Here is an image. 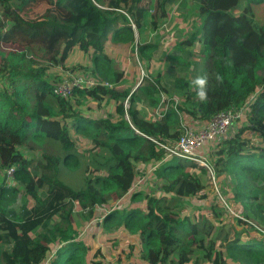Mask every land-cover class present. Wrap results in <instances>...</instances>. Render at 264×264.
<instances>
[{"label":"trees","instance_id":"1","mask_svg":"<svg viewBox=\"0 0 264 264\" xmlns=\"http://www.w3.org/2000/svg\"><path fill=\"white\" fill-rule=\"evenodd\" d=\"M54 1L68 22L0 0V264H264V0H189L184 38L153 30L186 0ZM190 56L204 60V101L195 79L162 83ZM75 74L111 85L52 92ZM231 107L243 110L234 133L199 149L218 194L205 168L164 146ZM147 170L150 193L135 187Z\"/></svg>","mask_w":264,"mask_h":264},{"label":"built area","instance_id":"2","mask_svg":"<svg viewBox=\"0 0 264 264\" xmlns=\"http://www.w3.org/2000/svg\"><path fill=\"white\" fill-rule=\"evenodd\" d=\"M101 83L103 82H100L91 76H86L83 74H75L56 84L52 92L59 97L69 98L70 96H72L73 90L76 88L82 90H88ZM103 84L108 86L111 85L108 82H104ZM9 89H11L10 86L8 87V90ZM161 98H162L161 102L163 103V105L159 104L158 107L156 108L154 114L156 117H161L168 105L167 103L168 101L165 102L163 100L164 98L163 95L161 96ZM124 106L125 108L128 107L127 101L124 102ZM242 114H243V110L241 108L231 107L224 110H220L217 113H215L210 118V120L200 128H193L191 126H187L183 124L182 132L180 133L175 143L170 147L164 145L163 146L169 153L187 159L189 161H192L197 166H201L205 168L206 176L209 182H211V184L214 187V190L218 193L215 172L209 160V156L208 154H200L198 150L205 143L213 144L214 142L219 141L223 136L226 135L229 127L232 126L233 122H235V119L241 117ZM211 146L212 145H210V149L212 148ZM5 173H6L5 180L7 184L15 185L13 167L6 168ZM117 260L118 259H116L115 261ZM123 264H139V263L135 260L129 259V260H125Z\"/></svg>","mask_w":264,"mask_h":264},{"label":"rangeland","instance_id":"3","mask_svg":"<svg viewBox=\"0 0 264 264\" xmlns=\"http://www.w3.org/2000/svg\"><path fill=\"white\" fill-rule=\"evenodd\" d=\"M181 1V0H179ZM13 2V7L26 19L30 20V21H34L35 19L38 18H43V19H48L50 17H54L55 19L62 21V22H68V20L70 19V13L61 10L59 8L58 5L55 4L54 0H33L32 2H27L26 0H12ZM244 4L243 1H241L238 5V9H242V5ZM192 4L189 2V0H186V5L185 8L182 9L183 13H185V15L181 14L179 17V20H177V22L172 23L170 22V20L165 21V23H163V25H159L158 28L155 27V29L153 30V32H155L156 30H165L164 32V36L166 37L167 34H169L170 31L173 30H177L176 32V37H186L187 34L189 33V31H192V23H193V13H190L188 11L189 7ZM192 22V23H191ZM180 24H184L186 25L184 28H180ZM186 30V31H184ZM157 31V32H158ZM159 36L163 35L160 33ZM150 36H154L153 34H150ZM2 49L3 51L7 50V49H12V50H20L22 49L20 46L18 45H11L10 43L7 44H2ZM190 49H192V47H190ZM163 54V46L160 43L158 50L155 52L154 58H158L159 56H161ZM197 54V53H196ZM190 62V68H185V69H179V66H175L172 68L166 67L164 70V74L162 77V83L166 86L167 89H170L169 83L173 80L174 75L175 76H181V77H185L188 78L190 80L192 79H196L197 77L201 76V67L204 65V60L203 59H196L194 56H190L187 58ZM63 69H65L63 67ZM153 74H155V70L153 71ZM56 76H52L51 80L53 83H56L58 80L56 79ZM64 78V77H63ZM176 92L174 91H170V94H174ZM177 96L176 99H180V95H172V97ZM163 97L165 98V94L163 93ZM170 97L167 96V98L165 99H169ZM155 114V112H154ZM192 127V126H191ZM236 128V122L232 124V126L229 127L226 135L230 134V133H234L233 131ZM205 146L206 143L202 146L204 148L203 151H205ZM199 152V150H198ZM207 154V153H206ZM149 173V170L146 171V173L144 174V177L141 176L138 178V182L136 184V188L138 186H141L142 188H144L145 192H154L155 190V186L156 183L154 180H148L147 176ZM223 191L221 189H218V193L221 194ZM264 194V193H263ZM23 197L20 196L17 201L14 202V204L12 205V207L17 211L21 205ZM189 205H193L195 203L192 202H186ZM198 205V204H197ZM199 206V205H198ZM1 218V217H0ZM74 222L77 225V229L81 228L84 225V219L80 216V212H74V216H73ZM3 220V219H2Z\"/></svg>","mask_w":264,"mask_h":264},{"label":"clouds","instance_id":"4","mask_svg":"<svg viewBox=\"0 0 264 264\" xmlns=\"http://www.w3.org/2000/svg\"><path fill=\"white\" fill-rule=\"evenodd\" d=\"M194 83L199 87V91L197 92V96L201 101L207 99V93L205 91V87L207 84L206 76H199L195 79Z\"/></svg>","mask_w":264,"mask_h":264},{"label":"crops","instance_id":"5","mask_svg":"<svg viewBox=\"0 0 264 264\" xmlns=\"http://www.w3.org/2000/svg\"><path fill=\"white\" fill-rule=\"evenodd\" d=\"M209 146H210V145H209ZM96 240H97V239H96ZM97 241H99V239H98ZM116 259H117V257L114 258V261H113L114 263H113V264H118V263H119V264H123V263L125 262V261L121 262L120 260L115 261ZM110 260H111V259H110ZM120 262H121V263H120Z\"/></svg>","mask_w":264,"mask_h":264},{"label":"water","instance_id":"6","mask_svg":"<svg viewBox=\"0 0 264 264\" xmlns=\"http://www.w3.org/2000/svg\"><path fill=\"white\" fill-rule=\"evenodd\" d=\"M139 82L136 84V86L133 88V90L138 86ZM185 200H186V202H190V200H188V199H185Z\"/></svg>","mask_w":264,"mask_h":264}]
</instances>
